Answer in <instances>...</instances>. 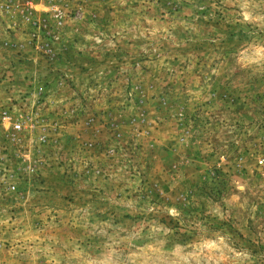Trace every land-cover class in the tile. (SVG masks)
<instances>
[{"label": "rangeland", "instance_id": "1", "mask_svg": "<svg viewBox=\"0 0 264 264\" xmlns=\"http://www.w3.org/2000/svg\"><path fill=\"white\" fill-rule=\"evenodd\" d=\"M0 264H264V0H0Z\"/></svg>", "mask_w": 264, "mask_h": 264}, {"label": "built area", "instance_id": "2", "mask_svg": "<svg viewBox=\"0 0 264 264\" xmlns=\"http://www.w3.org/2000/svg\"><path fill=\"white\" fill-rule=\"evenodd\" d=\"M13 128H15V130H20L21 129L20 123L17 121L13 122Z\"/></svg>", "mask_w": 264, "mask_h": 264}]
</instances>
